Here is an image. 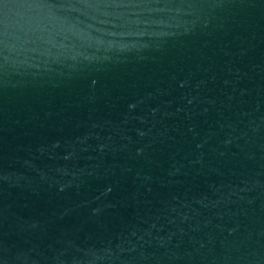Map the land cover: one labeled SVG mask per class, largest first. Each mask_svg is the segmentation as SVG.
I'll list each match as a JSON object with an SVG mask.
<instances>
[{"label": "water", "instance_id": "95a60500", "mask_svg": "<svg viewBox=\"0 0 264 264\" xmlns=\"http://www.w3.org/2000/svg\"><path fill=\"white\" fill-rule=\"evenodd\" d=\"M0 264H264V0H0Z\"/></svg>", "mask_w": 264, "mask_h": 264}]
</instances>
